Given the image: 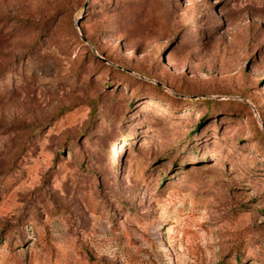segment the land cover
Segmentation results:
<instances>
[{
  "label": "rangeland",
  "instance_id": "374dc122",
  "mask_svg": "<svg viewBox=\"0 0 264 264\" xmlns=\"http://www.w3.org/2000/svg\"><path fill=\"white\" fill-rule=\"evenodd\" d=\"M0 264H264V0H0Z\"/></svg>",
  "mask_w": 264,
  "mask_h": 264
},
{
  "label": "water",
  "instance_id": "95a60500",
  "mask_svg": "<svg viewBox=\"0 0 264 264\" xmlns=\"http://www.w3.org/2000/svg\"><path fill=\"white\" fill-rule=\"evenodd\" d=\"M82 40H83V41H85V39H84V38H82Z\"/></svg>",
  "mask_w": 264,
  "mask_h": 264
}]
</instances>
